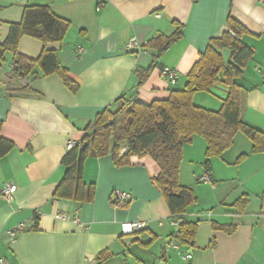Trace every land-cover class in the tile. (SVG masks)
Returning <instances> with one entry per match:
<instances>
[{"label":"crops","instance_id":"1","mask_svg":"<svg viewBox=\"0 0 264 264\" xmlns=\"http://www.w3.org/2000/svg\"><path fill=\"white\" fill-rule=\"evenodd\" d=\"M29 6H47L69 21L62 43L46 47L56 51L79 89L70 93L57 75H30L20 84L36 95L8 97L11 53L0 64V137L14 145L0 158V190L16 187L12 202L0 195V258L8 264H264V151L252 153V142L241 132L207 165L201 137L183 147L179 184L196 201L181 217H171L152 180L156 166L148 158L116 167L110 155L88 157L82 181L94 186V200L81 204L53 198L64 175L67 141L80 142L87 125L105 109H115L118 99L150 104L182 90L210 41L228 30L229 19L244 29L239 41L252 52L235 80L244 91L241 118L264 135V0H0V44ZM177 24L182 37L154 64L156 52L146 45L156 35L173 34ZM130 39L140 50L125 51ZM43 48L24 36L17 51L35 60ZM152 65L140 84L135 72ZM165 67L178 74L175 84L162 76ZM223 81L221 72L218 84L193 95V104L218 111L229 93ZM206 171L210 184L200 181ZM114 191L129 193L132 201L114 205ZM242 196L248 203L237 212L233 205ZM61 214L69 219H55ZM133 221L146 222L147 228L124 235L123 223ZM172 222L197 224L193 241L180 244L190 260L165 247ZM213 223L233 231L215 230ZM19 225L23 229L11 238L9 232ZM100 253L108 259L98 263Z\"/></svg>","mask_w":264,"mask_h":264},{"label":"trees","instance_id":"2","mask_svg":"<svg viewBox=\"0 0 264 264\" xmlns=\"http://www.w3.org/2000/svg\"><path fill=\"white\" fill-rule=\"evenodd\" d=\"M70 27L69 21L54 15L47 6L25 7L19 24H12L3 44H0V64L5 54L11 53V81L6 88L8 97H33L31 89L22 86L21 81L32 75L34 78L57 75L64 86L75 94L79 84L63 68L56 51L47 49L51 43H62ZM182 26L170 36L156 35L146 45L155 50L154 64L173 43L182 37ZM244 29L232 19L228 20V30L219 39H212L199 60L186 76L182 90L170 93L166 100L143 104L136 100L118 99L115 109H105L97 114L85 128V136L68 150L61 160L64 175L53 193L55 200L91 203L95 188L82 181L83 163L88 157L110 155L116 167L132 164L133 159H150L157 172L153 183L161 192L171 217L186 214L196 198L192 191L179 184V170L182 162V149L192 142L195 136L206 143L205 164L212 158L220 157L233 143L234 136L241 132L252 142V153L264 151V135L246 125L241 118L243 89L235 80L240 77V68L251 57V50L240 41ZM30 37L40 41L44 48L35 60L20 55L17 51L19 40ZM231 51L230 62L224 66L220 52ZM38 69L39 73L34 70ZM153 65L146 70L135 72L139 83L150 75ZM224 73L223 84L228 88V97L218 111H210L193 104V95L208 92L219 83V74ZM110 121L111 124H107ZM1 129V123H0ZM113 148L110 149V141ZM83 144L86 148L80 151ZM14 145L0 137V158L8 154ZM125 148L123 153L120 152ZM241 160V159H240ZM248 203L242 196L234 203L237 212H243ZM215 230L232 233L228 227L212 224ZM197 230L196 223H182L178 226V242L187 244L193 241ZM108 259V254L100 253L98 263Z\"/></svg>","mask_w":264,"mask_h":264},{"label":"built area","instance_id":"3","mask_svg":"<svg viewBox=\"0 0 264 264\" xmlns=\"http://www.w3.org/2000/svg\"><path fill=\"white\" fill-rule=\"evenodd\" d=\"M139 44L134 40L130 39L128 43L125 45V51L127 53H133L135 51L140 50ZM82 50L79 49V52ZM162 76H164L170 84H175L178 79V74L167 67L163 68L161 71ZM264 77V76H263ZM76 145V142L73 140H68L66 143V149L70 150ZM125 151V148H122L120 150L121 153ZM200 181L204 184H210V177L209 172L206 171L202 177H200ZM16 191V187L14 185H6L0 190V195L8 202H12L14 193ZM110 201L117 206H124L127 205L132 201V197L127 192L122 191H114L110 197ZM55 219L64 220L67 221L69 217L67 215L61 214V215H55ZM173 228V232L171 233V236L167 239L165 247L172 248L175 250L180 251L182 260H190L192 258L191 254L186 253L185 251L180 250V243L178 242V222H172L171 223ZM147 228V223L143 221H133L128 223H123L122 225V233L124 235H132L138 232L143 231ZM23 226L19 225L14 231L9 232V236L13 238L15 236V232L18 230H22ZM0 264H8L4 259L0 258Z\"/></svg>","mask_w":264,"mask_h":264},{"label":"water","instance_id":"4","mask_svg":"<svg viewBox=\"0 0 264 264\" xmlns=\"http://www.w3.org/2000/svg\"><path fill=\"white\" fill-rule=\"evenodd\" d=\"M220 54H221L224 66H227L230 61L231 51L224 49L220 52ZM111 122L112 121H110L107 124L109 125L111 124ZM85 148H86V144H83L82 147L80 148V151H83ZM112 148H113V140L110 141V149L112 150Z\"/></svg>","mask_w":264,"mask_h":264}]
</instances>
